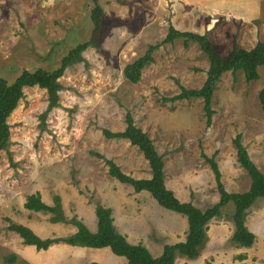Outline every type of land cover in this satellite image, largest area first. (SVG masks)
<instances>
[{
	"label": "rangeland",
	"instance_id": "374dc122",
	"mask_svg": "<svg viewBox=\"0 0 264 264\" xmlns=\"http://www.w3.org/2000/svg\"><path fill=\"white\" fill-rule=\"evenodd\" d=\"M259 1L262 4L254 11L246 9L243 0H224L219 7L217 0H99L104 13L101 26L94 32L93 0H0V76L9 83L26 70L53 71L77 45L95 42L83 54L85 61L69 67L60 79V106L48 114L45 123L41 116L47 110L48 95L38 87L26 88L9 118L11 143L1 153L0 161V264H10L6 259L12 255L16 260L11 264H37L33 259L35 248L23 247L20 237L8 230L6 221L9 218L16 224L34 225L47 219L48 214L33 217L24 210L27 196L34 192L43 191L41 196L50 204L57 191L66 192L70 214H76L77 193L94 205L105 190L134 199L139 208L136 215L143 210L141 203L150 206L148 195L120 185L109 175L105 161L94 155L114 161L135 179H150L149 163L137 147L124 139H107L103 134V130L119 132L126 125L127 112L163 156L166 186L181 202L195 196L205 207L219 197L214 174L201 157L202 152L209 157L217 153L216 161L229 193L249 190L251 179L238 163L233 140L242 135L253 162L264 173V109L259 101V92L264 89V66L259 67L261 78L257 81L247 82L242 71L224 74L214 95L211 126L206 123L202 99L163 101L180 93L176 80L187 89H199L205 83L209 61L197 44L190 43L187 49L183 40L162 45L138 84L126 80L124 70L143 57L150 46L161 44L170 25L208 34L224 57L234 43L251 49L264 40V0ZM234 209L230 204L218 220L234 226ZM263 210L260 200L246 218L262 225L264 220L253 217ZM150 215L149 222L152 212ZM181 217L186 222L187 237L188 221ZM170 218L168 215L170 227L181 231L182 225ZM261 231L262 235L264 229ZM155 233L151 232L157 236ZM55 235L49 237L63 238ZM227 244L236 245L231 239ZM263 247L261 237L256 250ZM70 248L77 253L73 260L66 262L52 256L49 262L87 264L93 258L101 264L127 261L112 251L108 258L99 252L104 249ZM152 251L159 253V246Z\"/></svg>",
	"mask_w": 264,
	"mask_h": 264
},
{
	"label": "trees",
	"instance_id": "16d2710c",
	"mask_svg": "<svg viewBox=\"0 0 264 264\" xmlns=\"http://www.w3.org/2000/svg\"><path fill=\"white\" fill-rule=\"evenodd\" d=\"M93 2L95 7L91 12V19L95 26L94 32H97L101 26L104 10L99 0H93ZM177 40H183V45L186 49L190 47V43L198 45L209 61L207 78L199 89H187L176 80L180 93L171 98H163V101L176 102L180 100L202 99L206 123L208 126H211L215 114L212 107L213 99L224 74L232 72L235 75L238 71H242L247 82L257 81L261 78L259 67L264 66V40L258 41L249 50L240 48L237 43H234L229 55L224 57L217 52L207 35L180 31L170 25L168 33L161 44L150 46L143 57L126 66L124 70L126 80L132 84H138L142 79L144 69L149 64L154 63L155 51L162 45L172 44ZM94 43V40H91L90 42L77 45L61 60L60 66L53 71L45 69L26 70L13 83H9L5 78L0 76V161L2 159L1 153L7 151L11 143L9 118L24 98L26 88L38 87L47 92L48 107L46 112L41 116L43 123H45L48 114L60 106V92L63 90L60 79L69 67L85 61L83 54ZM259 101L264 109V89L259 92ZM125 120L127 125L125 131L112 132L110 130H103V134L107 139L128 140L132 146L137 147L142 152L144 159L149 163L152 177L150 179H135L125 174L114 161L98 153L94 155L105 161L108 166V173L112 178L122 184L132 186L138 193L143 191L149 192L162 208L186 217L189 224V232L185 242L166 245L162 256L155 258L145 246L129 243L127 238L117 231L114 226L112 210L103 206L100 202H95L98 231L92 233L77 217H73L70 220L67 219L62 206V200L59 196H55L54 205L49 206L42 200L40 193L27 197L25 209L51 214V218L49 219L51 223L72 224L77 227L78 232L68 237L43 239L31 228L16 224L9 218L6 220L9 223L8 230L16 233L22 239L24 245L34 246L38 251H47L53 245L63 243L73 247L110 248L115 255L125 257L128 261L127 264H175L178 256L192 260L200 256L208 241L210 222L215 218H221L223 216V209L233 204L235 209L232 221L235 226V232L231 239L232 242L240 248H251L255 244L256 235L248 229L246 215L258 200H263L264 203V173L253 162L243 144L241 134L236 136L233 144L236 148L238 163L251 179L249 190L243 193H229L223 183L220 166L216 161L217 153L209 157L206 153L202 152L201 157L209 164L215 177L217 191L220 195V201L216 205L206 211H202L191 202H181L175 193L167 188L164 159L157 151L155 143L148 133L136 125L131 112H127ZM240 259L244 260L245 256H241ZM15 260L16 255L9 256L6 259L10 264L14 263Z\"/></svg>",
	"mask_w": 264,
	"mask_h": 264
},
{
	"label": "crops",
	"instance_id": "0c3cea01",
	"mask_svg": "<svg viewBox=\"0 0 264 264\" xmlns=\"http://www.w3.org/2000/svg\"><path fill=\"white\" fill-rule=\"evenodd\" d=\"M218 3L216 6H221L220 3L223 2L224 0H217ZM243 4L245 5L246 9H254L257 10V6L259 4H262L261 1L259 0H243ZM215 6V7H216ZM223 7V6H222ZM253 11V14L255 13ZM248 12V11H247ZM257 12V11H256ZM180 31H185V30H180ZM189 32H195L201 35H206L202 34L201 32H196L193 30H187ZM208 35V34H207ZM210 39V38H209ZM253 48V47H252ZM209 69V68H208ZM127 125H124L119 132L125 131ZM128 141V140H126ZM150 176L149 178H151ZM119 182V181H118ZM120 185L125 186V187H132L127 184H122L119 182ZM118 185V184H117ZM120 188V187H118ZM133 188V187H132ZM41 191V190H40ZM106 192L102 194L99 193L98 197H100V203L112 210V216L114 219V226L118 231L124 235L128 242L133 244V245H143L145 246L151 254L155 257H161L164 248L166 245H175L178 243L185 242L187 237H186V222L182 219V215H178L177 213L172 211H169L164 208H159L156 206V204H153L152 200V195L147 192L143 191L141 193H137L140 195H148L150 197V206L152 208H148L147 206L145 207L143 203H141V208L143 209L141 214L136 215V211L139 208H136L137 205H135L134 199L131 198H125L121 196L118 192L111 190L112 192ZM134 192H136L133 189ZM41 191V195H42ZM76 192V191H75ZM37 192H34L32 194H35ZM30 194V195H32ZM28 195V196H30ZM66 192H61L57 191L55 196H59L62 199V206L65 212V215L67 219H72L73 217H77L79 221H82L85 226L92 232L96 233L98 231V219L96 216V204L90 205L88 204L89 201L86 200L84 197H80V195L77 193L74 198L75 202V209H76V214H73L71 211H68V203L66 200ZM27 196V197H28ZM54 197L52 200V204L49 200H46L45 198L42 200L49 206L54 205ZM27 199V198H26ZM181 200V199H180ZM156 201V200H155ZM220 201V195L215 201L214 204L206 205L205 207L201 206L202 201L197 199L195 196L192 198L189 197L188 199H182V202L184 203H193L198 209L202 211H206L207 209L213 207ZM260 200H258L257 203H259ZM157 202V201H156ZM26 203V201H25ZM24 203V207H25ZM158 203V202H157ZM257 203L250 209V212L255 210V207ZM159 205V204H158ZM264 205V203H263ZM160 206V205H159ZM161 207V206H160ZM227 208V207H226ZM224 208L223 210H225ZM26 212L31 214L33 217L39 216V214H46L44 212H34V211H28L24 209ZM74 211V210H73ZM152 212V218L150 222L147 220L149 217H151L150 213ZM175 213V214H174ZM48 214L47 219L51 218V215ZM170 216V220L182 225L181 231L177 229H172L170 227V224L168 223L167 216ZM260 217L261 220H264V210L261 212H256V215L253 217L254 220L256 218ZM184 217V216H183ZM42 220V223H36L32 225V223H18L24 226H27L31 228L38 236H40L43 239L51 238L49 237V234H56L57 237H68L73 234H76L78 232L77 227H75L72 224H67V223H56L53 224L49 221ZM251 219V218H250ZM40 218L36 219V222H38ZM188 221V220H187ZM255 222L250 221L249 217L246 218V225L248 229L253 232L256 235V243L251 247V248H240L238 246H228V240L232 239L233 234L235 232V226L233 224H230L229 222L223 221V220H218V218L213 219L210 222L209 225V241L205 248L202 250L200 256L197 259H188L186 257L180 258L182 256H178L176 258L175 264H264V247L256 250V245L258 244V241L261 240V237H264V233L261 235L260 232L261 230L264 229V222L261 223L262 225H256ZM184 226V227H183ZM189 227V224H188ZM151 232H156L154 236L151 234ZM55 235V236H56ZM150 235H153L151 238L149 237ZM188 236V234H187ZM261 236V237H260ZM21 239V238H20ZM22 240V239H21ZM155 245H158L160 248V252L157 253L156 255L153 253L152 249L154 248ZM23 247L27 249H34V246H24ZM70 246L66 244H57L53 245L50 247L47 251H39L35 248V253L33 254L34 260L36 261L37 264H51L49 262V258L52 256L56 257H62L64 261H70L73 260V257L75 256L74 251L70 250ZM104 250H100L99 252L103 253L104 255H107V257H111L112 255L110 254L111 249L109 248H103ZM258 251V252H257ZM113 253V252H112ZM47 255V256H46ZM246 256L244 260L237 259L239 256ZM46 256V257H45ZM93 264V263H98L101 264L98 260L95 258L89 259L87 261V264ZM128 261L120 260L116 264H127Z\"/></svg>",
	"mask_w": 264,
	"mask_h": 264
}]
</instances>
